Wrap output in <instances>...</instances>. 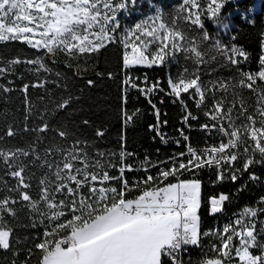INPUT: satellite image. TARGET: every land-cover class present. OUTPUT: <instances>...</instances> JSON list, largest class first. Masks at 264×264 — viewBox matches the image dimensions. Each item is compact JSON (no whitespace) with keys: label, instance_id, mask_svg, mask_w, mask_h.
<instances>
[{"label":"snow or ice","instance_id":"snow-or-ice-1","mask_svg":"<svg viewBox=\"0 0 264 264\" xmlns=\"http://www.w3.org/2000/svg\"><path fill=\"white\" fill-rule=\"evenodd\" d=\"M229 3L180 0L173 12H157L118 36L117 13L126 9V0H0V42H19L40 53L34 59L17 58L0 65V77L21 63L32 66L30 70L39 76L50 70L45 56L91 55L119 42L126 70L176 66L175 76L168 75L167 88L160 80L149 82L147 75L140 84L136 82L139 77L126 75L125 86L144 95L150 104L156 92L174 97L185 108V124L197 119L187 111V96L212 122L202 128L221 137L218 144L197 149L183 129H178L185 151L156 162L145 157L134 166L127 162L134 154L123 143L118 157L91 151L87 141L76 139L68 144V131L50 129L41 116L42 123L24 127L25 132L37 134L35 144L0 147V170L14 181L11 185L4 181L10 195L0 197V251L12 250L11 221L17 217L16 205H22L31 214L30 226L41 229L23 264H32L33 257L36 264H264V220L260 219L264 196L257 206H245L220 227L205 229L201 215L205 203L201 172L215 176L210 181L213 186L236 183L244 173L258 182L261 178L250 169L264 166V34L258 70L246 71L241 65L250 60L249 53L224 42L219 31L214 37L206 25L212 21L226 32L229 24L224 23L222 13ZM220 69L229 70L230 75H219ZM45 83L38 79L25 84L21 91L26 102L29 87L43 88ZM70 103L68 97L55 108L65 110ZM152 108L157 124L149 130L167 143L160 131L159 110L155 104ZM130 119L125 116V122ZM50 130L60 142L45 147L41 155L38 146ZM104 134L96 132L99 137ZM15 135L9 127L0 142ZM175 143L179 146L181 141ZM30 165L40 170L39 175ZM152 168L157 169L155 175ZM113 170L116 174H111ZM134 171L145 175L130 180L126 174ZM230 199L225 192L210 195L208 214H222ZM206 239L211 256L204 251ZM193 248L203 253L195 262L185 259Z\"/></svg>","mask_w":264,"mask_h":264},{"label":"trees","instance_id":"trees-1","mask_svg":"<svg viewBox=\"0 0 264 264\" xmlns=\"http://www.w3.org/2000/svg\"><path fill=\"white\" fill-rule=\"evenodd\" d=\"M257 0H240L235 3L226 4L223 10L224 23L229 24V29L220 31L212 21H206L210 33L219 37L226 43L235 44L241 47L250 55V60L241 67L246 71L258 70V58L261 54L260 39L264 34V5L259 0V10L252 12L251 9ZM180 0H132L130 5L124 10L122 23L125 27L131 28L136 23L157 12L168 14L175 10ZM235 35L236 39L231 37ZM40 53L27 45L19 42H0V65H7L10 60L34 59ZM47 63L48 72H41L39 76L30 69L32 66L21 63L14 67V70L0 77V89L8 87L10 92L0 90V136H4L9 127L16 132L14 137H6L0 142V147L5 148H27L30 144L36 143L37 134L31 131L25 132L24 127H35L42 123L40 117L43 116L49 124L50 129H63L68 131L69 136L66 143L79 139L87 141L91 151L104 153H116L117 157L123 143L127 152L133 153L128 157L127 162L134 166H139L140 162L149 157L151 161L168 160L169 157L185 151V142L179 134L178 129H183L189 136L190 143L197 149H203L207 145L218 144L221 137L214 131H205L202 125L212 122L204 115V112L195 106L194 101L184 97L187 111L197 119H190L187 124L183 123L186 114L185 108L174 97L165 95L164 92H156L151 96L152 104L156 105L160 116V131L168 139L167 143L161 141L160 137L149 130L150 125L157 124L156 110L148 99L137 90L128 88L123 84L126 75L139 77L136 82L141 83L147 75L149 82L160 80L162 87L167 88V78L169 73L175 76L176 66L169 68H144L137 67L131 71L124 69L116 71L112 76H104L114 72L115 64L109 47L101 49L98 71L100 75L78 76L74 69L66 64L54 61L48 56L44 57ZM219 75L227 77L229 70L220 69ZM46 81L43 88L29 87L27 102L25 94L21 91L25 84L32 85L37 80ZM91 80L93 83L88 84ZM143 86V85H141ZM71 97L70 106L65 110H58L55 104L62 99ZM126 99V103L124 102ZM31 107L29 114L28 108ZM125 116L131 117L125 122ZM27 117V119H26ZM84 121H88L87 124ZM167 123L164 124L163 122ZM190 125V127H189ZM97 130H102L103 137L96 135ZM47 139L40 142L38 150L41 155L44 148L53 142H60V137L55 131L50 130L46 134ZM123 138V139H122ZM180 140L179 146L175 143ZM116 159V157H114ZM163 166V165H162ZM32 171L39 175L40 170L30 165ZM250 171L264 180V166L255 165ZM153 175L157 169L152 168ZM111 174H116L113 170ZM130 180L141 178L145 175L143 171L128 172L126 174ZM188 178H191L190 176ZM202 180V193L205 200L201 208L202 222L205 229L222 226L224 221L242 210L245 206H255L261 196H264V183L253 182L248 179V173L236 183L225 181L223 184L213 186L210 182L215 176L208 171H203L199 175ZM7 181L13 184L11 177L5 175L0 170V197L10 195L3 183ZM242 185H246L242 191H237ZM220 192L228 193L230 202H226L225 211L222 214L210 216L208 214L207 198L210 195ZM33 196L37 193L32 192ZM15 195V193H11ZM134 195V193H133ZM17 217L11 221L14 228V238L12 250L8 252L0 251V264H23L27 250L32 247L35 237L41 232L39 228H32L30 213L22 205H16ZM204 251L209 256L213 255L208 249L209 241L206 239ZM201 249H190L185 259L191 258L193 262L202 258ZM32 264H36L35 257Z\"/></svg>","mask_w":264,"mask_h":264},{"label":"rangeland","instance_id":"rangeland-1","mask_svg":"<svg viewBox=\"0 0 264 264\" xmlns=\"http://www.w3.org/2000/svg\"><path fill=\"white\" fill-rule=\"evenodd\" d=\"M131 1L132 0H126L127 7L130 5ZM237 1H240V0H230V3H235ZM124 10L117 13V21L120 25V28L117 30L118 36L120 34H123L125 29H128L122 23V20L124 17ZM258 10H259V0H257L256 4L253 6L251 11L257 12ZM107 47H109V49L111 51L112 58H113V61L115 64V70H114V72L109 73V74H105L104 76H112V75H114V73L116 71H123L124 70V67L122 64V51H123V49H122V44L119 42L110 44ZM100 53H101V50L99 52L93 53L91 55H75V56H71V57L65 55L64 53H58L54 57H49V58H51L54 61L62 62L64 64H66L67 66L72 67L74 69L76 75L87 77V76H91V75H100V73L98 71V63H99ZM226 222L227 221H224L223 224Z\"/></svg>","mask_w":264,"mask_h":264},{"label":"built area","instance_id":"built-area-1","mask_svg":"<svg viewBox=\"0 0 264 264\" xmlns=\"http://www.w3.org/2000/svg\"><path fill=\"white\" fill-rule=\"evenodd\" d=\"M260 183L263 184L264 183V180H261ZM258 201L256 202V205L255 206H257ZM255 206H253V207H255ZM260 219L264 220V216H261Z\"/></svg>","mask_w":264,"mask_h":264}]
</instances>
